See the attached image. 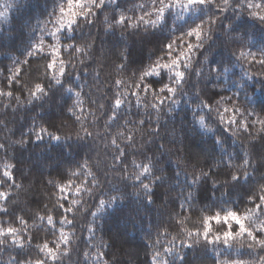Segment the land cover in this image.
<instances>
[{"label":"trees","instance_id":"trees-1","mask_svg":"<svg viewBox=\"0 0 264 264\" xmlns=\"http://www.w3.org/2000/svg\"><path fill=\"white\" fill-rule=\"evenodd\" d=\"M0 264H264V0H0Z\"/></svg>","mask_w":264,"mask_h":264}]
</instances>
